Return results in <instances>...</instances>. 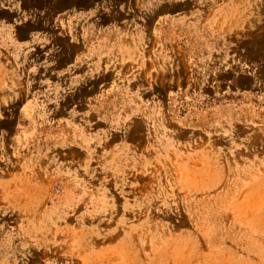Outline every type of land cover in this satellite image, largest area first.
Instances as JSON below:
<instances>
[{
	"label": "rangeland",
	"instance_id": "374dc122",
	"mask_svg": "<svg viewBox=\"0 0 264 264\" xmlns=\"http://www.w3.org/2000/svg\"><path fill=\"white\" fill-rule=\"evenodd\" d=\"M0 264H264V0H0Z\"/></svg>",
	"mask_w": 264,
	"mask_h": 264
}]
</instances>
